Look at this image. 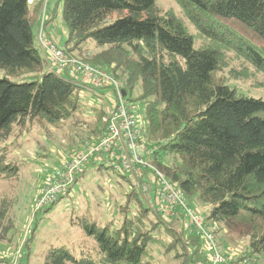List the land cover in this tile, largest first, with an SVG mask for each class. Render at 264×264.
<instances>
[{
	"label": "trees",
	"instance_id": "1",
	"mask_svg": "<svg viewBox=\"0 0 264 264\" xmlns=\"http://www.w3.org/2000/svg\"><path fill=\"white\" fill-rule=\"evenodd\" d=\"M176 2L181 18L172 10L162 13L157 0H62L64 50L95 67L113 68L125 98L144 104L147 157L190 201L207 207L222 245L233 233L248 237L236 262L264 256V100L215 78L226 50L264 74V0ZM36 36L30 0H0V176L9 182L19 179L22 166L11 156L16 132L36 124L61 128L86 117L84 86L49 69ZM232 76L242 78L235 70ZM138 86V97H129ZM92 113L102 130L99 139L105 111ZM141 198L133 186L119 227L84 219L94 244L54 246L44 264H205L202 238ZM135 199L138 206L131 209ZM10 210L11 201L0 191V231ZM156 244L166 253L177 250L173 260H160Z\"/></svg>",
	"mask_w": 264,
	"mask_h": 264
},
{
	"label": "rangeland",
	"instance_id": "2",
	"mask_svg": "<svg viewBox=\"0 0 264 264\" xmlns=\"http://www.w3.org/2000/svg\"><path fill=\"white\" fill-rule=\"evenodd\" d=\"M62 5V0H30L31 19L36 34L45 14L48 35L56 38L59 47L64 49L68 29L60 20ZM157 6L162 13L172 10L178 18L183 16L182 9L176 0H157ZM51 10H53L52 13H50ZM189 28L192 30V27L189 26ZM35 44L40 49L37 39ZM92 51L95 53L96 49ZM40 52L45 57L42 49ZM83 58L89 60V58ZM222 59L221 69L215 73L218 83L227 84L241 95L264 100V74L258 73L249 62L232 51L226 50ZM101 69L110 73L114 71L113 68ZM233 70L241 75L240 80L233 79ZM118 81L124 88L123 82ZM140 90L138 86L129 97L137 98ZM114 99L115 95L111 89L96 93L84 88L81 92V103L84 105L86 117L71 120L61 128L32 125L22 132H16L18 136L15 133L9 141L13 142L11 156L22 166L17 181L9 182L0 176V191L11 201L9 218L0 231V236L3 235V238L0 237V264H10V255L19 251L27 264H44L47 252L54 246L82 248L87 245L91 247L94 240L86 234L83 227L84 219L96 222L98 226L108 222H112L114 227L121 225L124 219L123 208L128 205V194L133 191L135 180L132 182L129 175L115 171L109 164L102 169L91 166L85 175L71 186L73 188L70 194L48 211H39L36 208L39 190L60 164L84 147L86 142L94 141L93 139H98L101 135L102 130L98 128V125L95 127L93 108L107 111ZM127 101L132 105L133 114L139 125L143 127L144 104L137 100ZM146 140H148L147 137ZM125 175L127 177H124ZM136 190L139 192V188ZM191 205L201 212L207 211V207L203 204L191 201ZM129 206L131 209L136 208L138 201L131 200ZM148 206L157 212L154 207ZM9 228L11 229L8 230ZM228 238L227 247L239 251L240 254L249 245L248 237H239L233 233ZM154 252L160 260L164 261L173 260L177 250L166 253L161 245L156 244ZM250 259H253V264H264V256ZM172 264L177 262L173 261Z\"/></svg>",
	"mask_w": 264,
	"mask_h": 264
},
{
	"label": "built area",
	"instance_id": "3",
	"mask_svg": "<svg viewBox=\"0 0 264 264\" xmlns=\"http://www.w3.org/2000/svg\"><path fill=\"white\" fill-rule=\"evenodd\" d=\"M48 28V27H47ZM36 39L51 71L80 82L94 92L111 89L115 99L102 118V136L73 153L47 179L39 190L36 208L45 209L65 196L78 177L90 165L111 164L115 171L135 180L134 186L146 204L165 219L179 218L189 234H197L203 240L205 264H253V259L221 244L222 232L216 221L208 218L191 205L188 196L172 183L147 157L151 153L144 145V127L133 114L132 105L123 96L122 87L113 72L71 56L59 47L56 38L47 33L45 14ZM10 264H25L21 252L10 255ZM254 262V261H253ZM257 264V263H255Z\"/></svg>",
	"mask_w": 264,
	"mask_h": 264
},
{
	"label": "crops",
	"instance_id": "4",
	"mask_svg": "<svg viewBox=\"0 0 264 264\" xmlns=\"http://www.w3.org/2000/svg\"><path fill=\"white\" fill-rule=\"evenodd\" d=\"M53 10H54V9H53ZM53 10H51L50 13H52ZM61 12H62V10H61ZM60 20H61V22H63V19H62V13L60 14ZM223 245H224V243H223ZM224 247H227V245L225 244Z\"/></svg>",
	"mask_w": 264,
	"mask_h": 264
},
{
	"label": "water",
	"instance_id": "5",
	"mask_svg": "<svg viewBox=\"0 0 264 264\" xmlns=\"http://www.w3.org/2000/svg\"><path fill=\"white\" fill-rule=\"evenodd\" d=\"M123 96H125V97H126V92H124V91H123Z\"/></svg>",
	"mask_w": 264,
	"mask_h": 264
}]
</instances>
